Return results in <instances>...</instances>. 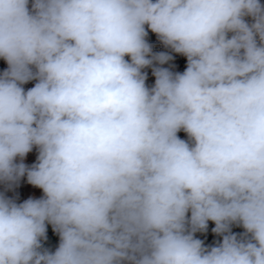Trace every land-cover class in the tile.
Returning a JSON list of instances; mask_svg holds the SVG:
<instances>
[{
	"label": "clouds",
	"instance_id": "1",
	"mask_svg": "<svg viewBox=\"0 0 264 264\" xmlns=\"http://www.w3.org/2000/svg\"><path fill=\"white\" fill-rule=\"evenodd\" d=\"M0 59V264H264L260 0H0Z\"/></svg>",
	"mask_w": 264,
	"mask_h": 264
},
{
	"label": "rangeland",
	"instance_id": "2",
	"mask_svg": "<svg viewBox=\"0 0 264 264\" xmlns=\"http://www.w3.org/2000/svg\"><path fill=\"white\" fill-rule=\"evenodd\" d=\"M262 4H264V0H260ZM246 19L251 22L250 17H246ZM149 34L147 37V40L150 44L153 46V52H169V49H166L164 45L159 41L155 33H152L150 30H148ZM173 55L174 59L169 62V64L163 65V67H170L172 71L174 72H183L187 66V60L186 57L176 54V53H171ZM126 59H130L126 57ZM7 68V64L5 61L0 59V72L5 70ZM144 71L147 73V80L146 84L151 87L154 82H155V77L152 75V69L146 68ZM35 84V81H30L27 84H25L23 87L25 90L28 88L33 87ZM178 135L182 139H187L186 133L183 131L179 132ZM38 153L35 148H33V151L28 153L26 158L24 159V163L27 165H31L36 161ZM0 192H3L6 196L9 198L16 199L18 203L23 202L24 200L32 197V198H40L43 195V192L39 188H35L32 185L27 183V178L26 176L22 178L18 184V186H14L12 189L8 190L6 189V186L4 184H0Z\"/></svg>",
	"mask_w": 264,
	"mask_h": 264
},
{
	"label": "crops",
	"instance_id": "3",
	"mask_svg": "<svg viewBox=\"0 0 264 264\" xmlns=\"http://www.w3.org/2000/svg\"><path fill=\"white\" fill-rule=\"evenodd\" d=\"M214 223L209 221V226L207 232L204 233H197L196 237L203 240L205 246L214 245L217 241L221 240V237H214L212 228L214 227ZM233 232L234 233H241L243 232V229L240 227L233 226ZM48 239L44 241V247L49 248L50 250L54 251L55 248L58 246L59 243V237L57 234H55L52 231L51 225L48 226V232H47Z\"/></svg>",
	"mask_w": 264,
	"mask_h": 264
},
{
	"label": "built area",
	"instance_id": "4",
	"mask_svg": "<svg viewBox=\"0 0 264 264\" xmlns=\"http://www.w3.org/2000/svg\"><path fill=\"white\" fill-rule=\"evenodd\" d=\"M196 235H197V233H196ZM213 236H214V237H219V236H217L215 233H213Z\"/></svg>",
	"mask_w": 264,
	"mask_h": 264
},
{
	"label": "bare ground",
	"instance_id": "5",
	"mask_svg": "<svg viewBox=\"0 0 264 264\" xmlns=\"http://www.w3.org/2000/svg\"><path fill=\"white\" fill-rule=\"evenodd\" d=\"M168 64H169V62H168Z\"/></svg>",
	"mask_w": 264,
	"mask_h": 264
}]
</instances>
